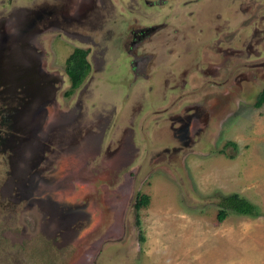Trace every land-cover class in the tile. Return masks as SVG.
I'll use <instances>...</instances> for the list:
<instances>
[{"label":"rangeland","instance_id":"obj_1","mask_svg":"<svg viewBox=\"0 0 264 264\" xmlns=\"http://www.w3.org/2000/svg\"><path fill=\"white\" fill-rule=\"evenodd\" d=\"M149 1H96L85 29L94 31L91 54L101 52L93 64L101 63L98 69L79 57L87 69L70 86L62 68L72 47L57 41L46 57L63 82L54 101L49 90L27 102L29 113L20 111L19 130L12 131V120L3 118L8 111L0 113V142L6 139L0 149V264H264V103L254 106L264 88V0H200L185 6L188 0H170L167 11L175 14L179 26L138 46L136 54L148 51L151 58L148 76L133 77L127 53L132 30L153 20L151 16L156 21L167 13L164 7L150 11ZM45 3L0 0V15L21 14L26 6ZM232 4L234 42L237 18H244L243 41L251 35L256 53L226 56L216 49L218 32L230 24ZM188 11L193 14L186 15ZM200 19L204 31L194 25ZM234 47L245 51L242 45ZM89 103L96 109L91 114ZM182 103L197 105L200 118L207 119L203 131L183 149H172L177 146L174 139L157 141L152 125L148 130L153 135L142 134L138 140L137 128L133 142L139 149H126L132 158L128 165L119 158L104 161L98 141L89 153L72 155L55 181H49L50 173L32 176L25 193V185L18 187L16 180L27 170V159L23 163L22 155L11 168L6 161L16 146L26 158L50 125L66 124L79 111L82 116L72 124H106L105 135H111L119 124L114 114L125 123L137 114L138 104L178 110ZM54 110L58 113L52 115ZM62 112L67 113L64 118ZM154 123L170 125L166 115ZM161 139L165 142L157 144ZM136 193L149 197L137 211L132 206ZM231 193L253 203L258 215L228 211L218 222V199Z\"/></svg>","mask_w":264,"mask_h":264},{"label":"flooded vegetation","instance_id":"obj_2","mask_svg":"<svg viewBox=\"0 0 264 264\" xmlns=\"http://www.w3.org/2000/svg\"><path fill=\"white\" fill-rule=\"evenodd\" d=\"M96 1L103 3V0H48V3L45 4H32L24 7L21 14L17 12V14L13 16L12 13L7 16L0 15V113L5 110L9 112L3 116V118H8V121L12 120L9 124L12 131L19 130L16 126H19L20 116L23 115L20 114V111L26 115L29 113L27 102L36 96L41 97L43 92L48 93L49 90L50 93L48 95L53 99L52 101H54L56 89L60 90L62 87V78L54 75L57 72V69L53 66L54 63L52 62L51 65V62L46 60V57H51L52 45L55 42L59 41L63 43L67 41L68 46L72 47V51L68 54L67 58L75 53L77 57L83 56L86 58L88 63L90 60L94 69H98L97 67L101 63L97 65V67L93 64L96 62L98 64V60L101 57L99 54H101V52L98 51V55L91 54L89 43H95V41L90 37V34L94 35V31L92 29H85V27L90 25V21L92 20L89 18L88 13L91 11ZM199 1L200 0H188L184 1L182 4L183 6H185L186 3L195 5ZM234 4L229 7L231 9L230 13H232L228 16L230 18V24L224 25V28L227 30H221L220 33L218 32L217 38L219 39L216 42V49L226 56L241 55L243 52H246V56L247 54L250 55L251 52L256 53V51L252 49L254 43L250 42L251 35H248V37L246 36L247 38L243 41V36L245 35L243 34V30L245 27H243L242 23L244 18H237L236 25L239 26V32L237 33L238 41L236 43L234 42L232 26L234 20L232 17V15H234ZM148 5L151 6L149 10L152 12L155 9L157 11L161 9L162 11L163 7L167 11L168 9L170 10L172 6L170 0H150ZM237 8L242 12L245 11L243 7ZM196 10H198V8H196ZM192 14L193 11L186 12V15L191 16ZM171 15L170 11H167V13H164L162 17L156 21L154 20L155 17L151 16L154 21L151 20L144 25L138 26L135 30H132L131 35L133 37L130 40L129 46H127V53L131 56L130 68L133 77L148 76L146 75L145 69H147V62L151 58V53L148 51L144 52V54H136L135 50L146 40L147 43L152 40L157 41V39L161 37L164 29L175 24L178 25L173 17L175 14ZM247 17L248 16H246L245 19H247ZM193 21L194 18H192V21L189 23L193 24ZM203 22L204 19H200L198 23L194 25L199 26L198 29L203 30L201 29ZM212 31L213 29L211 28L209 35L211 39L215 40L216 37L213 38ZM168 32L171 34L170 32H172V30ZM224 35L227 37L229 36V38L224 37ZM241 35L242 40L239 43ZM260 41L261 40L258 39L259 43ZM220 43H224L226 49H220ZM237 44L242 45L245 51L241 48L234 47ZM234 50L237 52L234 53ZM207 53H205V56H208ZM206 68L209 67L206 66ZM62 69L63 73L67 75L66 70L68 67L64 66ZM69 84L71 86V82H69ZM51 89H53V91H51ZM90 94L92 98L94 97L93 99L96 98L92 93ZM77 105L78 104H76V106ZM89 105V110H91L89 113L91 114L92 111H96V109H94V103H89ZM41 106L42 105H38L39 110ZM169 107L168 109L164 107L163 109L151 110L150 113H162L168 118L170 122V140L174 139V142L177 144V146L172 147L173 150L188 147L191 142L193 143L195 141L194 138L206 127L207 119L206 117L201 119L200 114L202 112L197 105H191V103H182L180 108L177 107L178 110L176 108L169 110L172 109L173 105ZM57 113V110L52 111V115ZM100 113L101 111H99L98 114L100 115ZM66 114L67 113L62 112L60 117L64 118ZM148 115L149 114L144 115L143 118L148 117ZM78 116H82L81 111L74 116L72 115L70 121H66V124L57 123L58 125H50L47 131L44 132L43 137L38 140L37 145L29 149L26 158L22 152L20 153L18 146L9 149L10 154L6 156L9 168H11L22 155L24 157H21L23 163L25 159H27V170L16 180L18 181V187L22 184L25 185L23 193L30 188L33 181L32 176L37 175L41 177L42 173H50L48 175L49 181H55L54 178H56L59 173H62L61 171L68 168L69 159L73 157L72 155L87 153L90 149L95 148L93 145L98 141H101L98 145H100V149H103L104 161L119 158L121 161L120 163H124V165L130 163L132 158L127 155L126 149H139L137 146H134L135 144L132 138L134 132L132 115L127 117L125 123H123L120 118L121 115H114L113 119H116L115 121H118L119 124L116 125L117 129L111 135H105L106 124L103 126L101 123L97 125H92L90 123L88 126L82 125L80 127L76 124H72ZM29 120L32 121L31 119ZM100 125L101 127H99ZM68 126L71 128V131L65 133ZM95 129H99V131H95ZM93 133L100 134L98 137L93 138ZM78 137L80 138L78 139ZM5 143L6 139L0 142V149L5 148ZM79 143H81V145H78ZM54 170L57 174H52ZM135 172L136 171H134V173ZM137 195L138 193H136V197ZM134 203L135 201H133L132 206H134ZM74 206H76V204ZM77 207L78 206H76V208ZM66 216L67 215L63 218Z\"/></svg>","mask_w":264,"mask_h":264},{"label":"trees","instance_id":"obj_3","mask_svg":"<svg viewBox=\"0 0 264 264\" xmlns=\"http://www.w3.org/2000/svg\"><path fill=\"white\" fill-rule=\"evenodd\" d=\"M68 69L67 75L69 76L71 83L73 85L79 83L86 72L87 66L81 61L79 57L75 55H71L68 58ZM69 71V72H68ZM264 103V88L257 95L256 102L254 103L255 107H259ZM149 202L148 195L144 193H139L136 197L134 208L138 210L141 207H145ZM231 211L236 214H243L249 216L258 215V210L256 206L249 202L247 199L238 196L236 193H231L227 196H221L217 202L216 209V220L221 222L227 215V212Z\"/></svg>","mask_w":264,"mask_h":264},{"label":"crops","instance_id":"obj_4","mask_svg":"<svg viewBox=\"0 0 264 264\" xmlns=\"http://www.w3.org/2000/svg\"><path fill=\"white\" fill-rule=\"evenodd\" d=\"M116 103L118 104L119 102H116ZM137 107H138L137 108L138 109L137 110V114H135L132 117V120H133V123H134V132H133L132 138L134 139L136 137L135 131H136L137 128L139 129L138 135H137V138L139 137L138 140L141 139V137L143 136L142 134H144V137H149L150 135H148V134L153 135V131H149L148 130L150 128L149 126L152 125V128L155 129V133H154L153 136L156 137L157 141L160 138L167 139L165 141L170 140L171 133H170V130H169V124L167 125V123H162L161 125H157V124L155 125V123H154V122H160L161 121V116L164 117L165 114H162V113L151 114L152 112L150 113V111L154 110V108L152 106L148 107V106H143L141 104H138ZM119 108H120V105H119ZM156 110H158V109H156ZM169 110H173V109H169ZM113 111H115V113H116L118 111V109L115 108V109H113ZM120 112L122 113V110ZM146 114H149L148 117L143 118L144 115H146ZM114 115H116V114H114ZM157 116H158V118L155 119ZM140 128H141L142 131L140 130ZM161 141H162V139H161ZM164 142L162 141V142L157 143V144H161V143H164ZM134 146H137V145L135 144Z\"/></svg>","mask_w":264,"mask_h":264}]
</instances>
